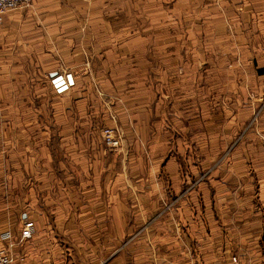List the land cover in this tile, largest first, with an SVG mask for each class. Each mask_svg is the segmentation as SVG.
<instances>
[{
    "label": "crops",
    "instance_id": "crops-1",
    "mask_svg": "<svg viewBox=\"0 0 264 264\" xmlns=\"http://www.w3.org/2000/svg\"><path fill=\"white\" fill-rule=\"evenodd\" d=\"M32 3L0 23V109L50 112L0 121L3 154L43 163L27 171L30 202H0L15 264H236L233 256L264 264V202L148 199L150 176L172 174L176 157L154 143L212 142L218 125L228 141L225 112L262 107L264 0ZM65 67L76 86L58 96L53 118L49 77ZM105 126L119 129L121 149L104 145ZM54 159L58 202L50 199ZM118 169L140 179L118 192ZM131 190L141 202H129ZM27 221L34 230L24 239Z\"/></svg>",
    "mask_w": 264,
    "mask_h": 264
},
{
    "label": "rangeland",
    "instance_id": "rangeland-1",
    "mask_svg": "<svg viewBox=\"0 0 264 264\" xmlns=\"http://www.w3.org/2000/svg\"><path fill=\"white\" fill-rule=\"evenodd\" d=\"M32 5L33 3L25 7L26 10ZM64 69L71 68L65 67L60 70ZM251 79H245L244 85L248 84L249 87H252ZM260 85L264 91V77L261 78ZM235 97V94L230 95V101ZM251 97V93L250 95H244L245 101L248 98L251 99ZM258 98L261 100L262 107L257 108L253 112L245 111L240 117H238L240 112L236 109L234 111L229 110L227 117L225 112L224 117L232 120L230 125L227 126L230 135L228 141L221 139L223 134L228 135V133H221V128L218 125L213 127L212 142H187L183 139L181 143H154L153 145L157 150H171L170 153L175 152L176 157L173 156V159L171 158L170 162H168V170L172 174H163L159 178L155 174L150 176L148 182L150 190V195H148L149 202H157V200L159 202H264V130H258L259 118L263 116L262 119H264V115H262L264 113V93ZM52 100L55 105L53 106L52 117L60 118L58 95H52ZM24 109L25 107L21 111L14 112L0 109V121H7L12 118L40 119L41 116L44 119L45 115L50 118V112L45 114L42 111L41 114L38 111L33 112ZM214 118L217 119L215 115ZM262 127L264 129V124H262ZM36 129L39 131V129L44 128L38 126ZM49 129H55V127H50ZM9 144L7 142L4 146L8 147ZM2 145L0 144V202H30L32 200L31 191L34 192V189L31 190L28 187L29 178L27 171H33L35 168L42 169L43 163L40 164V160L36 159L38 165L33 166L32 162L34 163V159H20L13 152L3 154ZM121 148L122 144L116 150ZM178 153H180L179 158ZM44 161L42 159V162ZM52 164L54 171L52 182L54 186L50 199L53 202H58L61 194L54 189H59L61 176L59 172L55 171L57 169V160L54 159ZM152 164L156 166L155 161H152ZM176 167H180V171L179 169L178 171L181 174L179 192L177 189ZM19 169L22 170L21 175L16 173ZM118 172L119 174L113 176L115 177L113 182H116L115 187L118 192L122 185L125 184L127 186L128 184L130 186V182L135 184V181L140 179V175L122 176L119 169ZM134 174L137 173L134 172ZM33 182L31 186H34ZM21 184L22 187L17 190L14 189V187L16 188L17 185ZM36 190L41 195L43 190H40L39 187ZM127 194L132 199L129 202L142 201L141 193L138 190H131ZM117 202L128 201L117 199Z\"/></svg>",
    "mask_w": 264,
    "mask_h": 264
},
{
    "label": "built area",
    "instance_id": "built-area-1",
    "mask_svg": "<svg viewBox=\"0 0 264 264\" xmlns=\"http://www.w3.org/2000/svg\"><path fill=\"white\" fill-rule=\"evenodd\" d=\"M33 0H0V23L4 21L7 12L17 10L29 6ZM50 83L54 94L61 96L69 93L74 86L76 80L74 72L71 69L58 70L51 74ZM102 137L107 148L116 150L121 147L122 135L119 130L114 127H104L102 129ZM34 222L27 221L22 230L24 239L33 235ZM13 234L5 231L0 234V264H15L11 247L13 246ZM233 261L238 264V257L233 256Z\"/></svg>",
    "mask_w": 264,
    "mask_h": 264
}]
</instances>
